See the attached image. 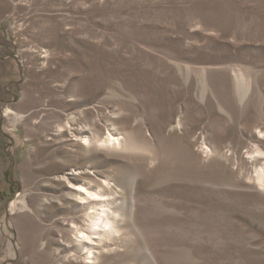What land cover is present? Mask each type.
Returning <instances> with one entry per match:
<instances>
[{
    "label": "rangeland",
    "instance_id": "rangeland-1",
    "mask_svg": "<svg viewBox=\"0 0 264 264\" xmlns=\"http://www.w3.org/2000/svg\"><path fill=\"white\" fill-rule=\"evenodd\" d=\"M259 175L264 0H0V264H264Z\"/></svg>",
    "mask_w": 264,
    "mask_h": 264
},
{
    "label": "bare ground",
    "instance_id": "bare-ground-1",
    "mask_svg": "<svg viewBox=\"0 0 264 264\" xmlns=\"http://www.w3.org/2000/svg\"><path fill=\"white\" fill-rule=\"evenodd\" d=\"M106 141L109 142L111 145L117 147V148L118 147H121L123 145L122 144L123 142L120 140L119 137H112L111 136L110 138L106 139ZM258 183L260 185L264 186V176L263 175H259L258 176ZM80 190H81V192L84 191V190L87 191V196H82V199H86L88 197L89 198H92L93 196H96V197H94V199L92 198L91 201H90L89 206L91 207V209L92 208L93 209L96 208V205L97 204L101 205V211H100V213H98L96 211L94 217L92 218V221H97V222H95L98 225V228L96 227V231L99 234H101V231H102V234H105L106 231H108L111 228H114L115 227V219H112L111 218V215L108 212L107 206L105 205V203H100L99 201H96V200H102V194H100L99 192H97V193L96 192H91L87 188H84V187L82 189L80 188ZM82 237H85V238H83L82 242L93 239L91 235H85V234H83ZM85 239H88V240H85ZM87 249L90 250V254H93L94 253L93 251H91V247L90 246ZM92 261L93 260H91L89 262H92Z\"/></svg>",
    "mask_w": 264,
    "mask_h": 264
}]
</instances>
